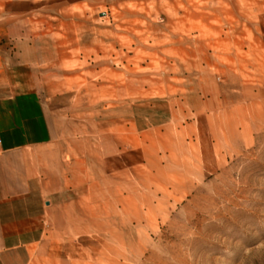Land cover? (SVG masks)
Wrapping results in <instances>:
<instances>
[{
    "label": "rangeland",
    "instance_id": "1",
    "mask_svg": "<svg viewBox=\"0 0 264 264\" xmlns=\"http://www.w3.org/2000/svg\"><path fill=\"white\" fill-rule=\"evenodd\" d=\"M22 60L92 176L30 264H264V0H0Z\"/></svg>",
    "mask_w": 264,
    "mask_h": 264
},
{
    "label": "crops",
    "instance_id": "2",
    "mask_svg": "<svg viewBox=\"0 0 264 264\" xmlns=\"http://www.w3.org/2000/svg\"><path fill=\"white\" fill-rule=\"evenodd\" d=\"M65 101L63 94L54 100L42 91L26 60L1 72L0 264H30L45 253L55 242L50 237L58 214L72 223L80 212L75 225L65 227H89L88 146L62 132L70 114Z\"/></svg>",
    "mask_w": 264,
    "mask_h": 264
}]
</instances>
